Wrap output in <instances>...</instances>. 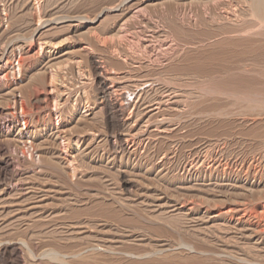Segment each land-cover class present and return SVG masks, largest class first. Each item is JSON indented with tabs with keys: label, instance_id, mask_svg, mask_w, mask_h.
<instances>
[{
	"label": "rangeland",
	"instance_id": "1",
	"mask_svg": "<svg viewBox=\"0 0 264 264\" xmlns=\"http://www.w3.org/2000/svg\"><path fill=\"white\" fill-rule=\"evenodd\" d=\"M249 4L0 0V157L13 164L9 179L0 180L7 212H0V242L18 244L24 264H167L172 256L175 264H248L242 256L264 264V20ZM93 63L114 100L125 105L119 120L93 99L99 90ZM35 95L43 100L37 107ZM65 123L64 137L56 139L54 130ZM80 133L90 137L83 141ZM63 140L82 150L69 152L77 167L73 184L49 166Z\"/></svg>",
	"mask_w": 264,
	"mask_h": 264
},
{
	"label": "bare ground",
	"instance_id": "2",
	"mask_svg": "<svg viewBox=\"0 0 264 264\" xmlns=\"http://www.w3.org/2000/svg\"><path fill=\"white\" fill-rule=\"evenodd\" d=\"M248 2V1H247ZM249 7H251V9H252V12L257 16V19H259L260 18V21H262V20H264V0H249ZM4 6V5H3ZM2 8H4V7H2ZM166 11V10H165ZM6 13V12H5ZM169 13H171V12H169ZM253 14V15H254ZM137 15V14H136ZM1 16V15H0ZM30 16V15H29ZM57 17H59V16H57ZM1 18H3V17H1ZM6 18V17H5ZM53 18V17H52ZM220 18V17H219ZM46 19V18H45ZM12 20V19H11ZM1 21V20H0ZM4 21H6V20H4ZM57 21V20H56ZM155 21V20H154ZM169 21V20H168ZM12 22V21H11ZM37 23V22H36ZM57 23V22H56ZM122 23V22H121ZM130 23V22H129ZM1 24V23H0ZM15 24V23H14ZM13 24V25H14ZM1 26V25H0ZM12 26V25H11ZM36 26H37V24H36ZM3 27V26H2ZM8 27H9V25H8ZM34 27V26H33ZM1 28V27H0ZM8 29V28H7ZM6 29V30H7ZM35 29H36V31H37V29H38V27H35ZM34 29V30H35ZM3 30V29H2ZM11 30V29H10ZM181 30V29H180ZM35 31V32H36ZM243 31V30H242ZM127 32V31H126ZM1 33V32H0ZM262 34V33H261ZM166 35V34H165ZM9 36V35H8ZM170 36V35H169ZM246 36V35H245ZM10 37V36H9ZM41 37V36H40ZM18 38V37H17ZM109 38V37H108ZM6 39V38H5ZM9 39V38H8ZM11 39V38H10ZM23 39V38H22ZM151 39V38H150ZM15 40H16V38H15ZM137 41V40H136ZM165 41H167V40H165ZM175 41V40H174ZM8 42V41H7ZM58 43V42H57ZM49 44V43H48ZM56 44V43H55ZM54 44V45H55ZM120 44V43H119ZM164 44V43H163ZM30 47V46H29ZM51 47V46H50ZM54 47V46H53ZM52 48V47H51ZM90 49V48H89ZM113 50V49H112ZM115 50V49H114ZM117 50V49H116ZM250 50V49H249ZM90 51V50H89ZM253 51V50H252ZM257 51V50H256ZM33 52H35V54L37 53L35 50L33 51ZM88 52V51H87ZM115 52V51H114ZM15 54V53H14ZM31 55V54H30ZM30 55H28V56H30ZM23 56V55H22ZM21 56V57H22ZM32 56V55H31ZM58 56V55H57ZM116 56V55H115ZM214 56V55H213ZM260 56V55H259ZM2 57V56H1ZM20 57V58H21ZM33 57V56H32ZM149 57V56H148ZM18 58V57H17ZM28 58V57H27ZM186 59V58H185ZM20 60H22V59H20ZM217 61V60H216ZM22 62V61H21ZM20 62V63H21ZM53 62H55V61H53ZM92 62V61H91ZM10 63V62H9ZM22 63H24V62H22ZM14 64V63H13ZM55 64H56V62H55ZM64 64V63H63ZM62 64V65H63ZM201 64H203V63H201ZM11 65V64H10ZM17 65H18V73L20 72V64H19V61H18V63H17ZM22 65V64H21ZM24 65V64H23ZM45 65V64H44ZM0 66H1V64H0ZM54 66V65H53ZM196 66V65H195ZM197 66H200V67H202L201 65H200V63L198 64L197 63ZM205 66V65H204ZM207 66V65H206ZM231 66V65H230ZM14 67V65L12 66V67H10V68H13ZM27 67V66H26ZM25 67V68H26ZM229 67V66H228ZM239 67H240V65H239ZM3 68V67H2ZM28 68V67H27ZM90 68V67H89ZM93 68H94V72H95V75H96V81H97V83H98V85H99V90L97 91V93L93 96L94 98V100L95 101H97L98 102V104L100 105V108H102V110H103V112H104V114L109 118V117H114V118H116V119H118V117L121 115V113H123V111H124V106L123 105H121L122 104V102L121 101H119V104L114 100V96L112 97L111 96V92L110 91H112V90H109V88H107V87H105V82L102 80V75H99V73L97 72L98 71V69L100 68L98 65L96 66L95 65V63H93ZM103 68H105V67H103ZM102 68V71H105V69H103ZM191 68V67H190ZM196 68H198V67H196ZM203 68H205V67H203ZM202 68V69H203ZM207 68V67H206ZM227 68V67H226ZM52 69V68H51ZM237 69H238V66H237ZM4 70H6V68H4ZM50 70V69H49ZM194 70V69H193ZM239 70V69H238ZM240 70H241V68H240ZM243 70V69H242ZM8 71V70H7ZM11 71V70H10ZM107 71V70H106ZM15 72V70H13V73ZM27 72V71H26ZM244 72V71H243ZM4 73V72H3ZM10 73V72H9ZM43 73V72H42ZM124 73V72H123ZM5 74H7V72L5 73ZM5 74H3V76L5 75ZM22 74V73H21ZM45 74V73H44ZM52 74H53V72H52ZM55 74V73H54ZM100 74H102V72H100ZM103 74H104V72H103ZM35 76H37V75H35ZM104 76V75H103ZM7 77V75L5 76V78ZM45 78H46V75L44 76ZM110 77V76H109ZM154 77V76H153ZM4 78V77H3ZM33 78H34V76H33ZM43 78V77H42ZM45 78H44V80H45ZM48 78V77H47ZM50 78V77H49ZM51 78H52V76H51ZM53 78H55V76L53 77ZM52 78V79H53ZM41 79V78H40ZM4 80V79H3ZM7 80V79H6ZM30 80V79H29ZM55 80V79H54ZM53 80V81H54ZM95 80V79H94ZM41 81V80H40ZM63 81V80H62ZM6 82V81H5ZM4 82V83H5ZM27 82V81H26ZM39 82V81H38ZM43 82V81H42ZM45 82V81H44ZM51 82V81H50ZM49 82V83H50ZM148 82V81H147ZM153 82V81H152ZM49 83H48V85H49ZM53 83H55V81L53 82ZM146 83V82H145ZM46 85L47 83H43V85ZM143 84V83H142ZM57 85V84H56ZM10 86V85H9ZM8 86V87H9ZM15 86V85H14ZM53 86V85H52ZM13 87V86H12ZM258 87V86H257ZM15 88H17V86L16 87H14L13 89H15ZM20 88V87H19ZM44 88V87H43ZM45 89V88H44ZM111 89V88H110ZM143 89V88H142ZM10 90V89H9ZM12 90V89H11ZM17 90V89H16ZM19 90V89H18ZM28 90H30V88L28 89ZM13 91H15V90H13ZM212 91V90H211ZM27 92V91H26ZM31 92V91H30ZM67 92V91H66ZM113 92V91H112ZM136 92V91H135ZM222 92H224V91H222ZM14 93V92H13ZM29 93V92H28ZM47 93V92H46ZM60 93V92H59ZM25 94V93H24ZM27 94V93H26ZM35 94V93H34ZM33 94V95H34ZM130 94V93H129ZM226 94V93H225ZM233 94H235V93H233ZM248 94V93H247ZM1 95V94H0ZM19 95H21L20 93H19ZM31 95H32V93H31ZM229 95V94H228ZM26 96V95H25ZM24 96V97H25ZM29 96V95H28ZM231 96H232V94H231ZM237 96V95H236ZM235 96V97H236ZM67 97V96H66ZM7 98V97H6ZM9 98V97H8ZM22 97H20L19 99H21ZM33 99H32V104L34 105V106H38L39 105V103H41L43 100H42V98H41V96L40 95H35L34 97H32ZM47 98V97H46ZM91 98V97H90ZM239 98H242V97H240L239 96ZM3 99H5V98H3ZM23 99V98H22ZM21 99V100H22ZM25 99V98H24ZM64 99V98H63ZM116 99V98H115ZM246 99V98H245ZM13 101H12V107L13 108H15L16 107V105H17V100L15 99V98H13L12 99ZM21 100H20V102H21ZM27 100V99H26ZM46 100V99H45ZM66 100V99H65ZM116 100H118V99H116ZM243 100V99H242ZM1 101V100H0ZM5 102V101H4ZM24 102V101H23ZM27 102V101H26ZM28 102H30V101H28ZM96 102V103H97ZM5 103H7V102H5ZM31 103V102H30ZM124 103V102H123ZM160 103V102H159ZM260 103V102H259ZM8 104V103H7ZM21 104V103H20ZM32 104H31V106H32ZM71 104V103H70ZM95 104V103H94ZM97 105V104H96ZM146 106H147V104H145ZM62 106H64V105H62ZM149 106V105H148ZM155 106V105H154ZM249 106V105H248ZM26 108H28V107H26ZM41 108V106L39 107V110H41L40 109ZM145 108V107H144ZM148 108V110H150L149 108L150 107H147ZM25 109V108H24ZM31 109V108H30ZM29 109V110H30ZM125 109H127V108H125ZM146 109V108H145ZM23 110V109H22ZM26 110V109H25ZM34 110V109H33ZM147 110V109H146ZM262 110V109H261ZM142 111V110H141ZM28 112V111H27ZM147 112V111H146ZM222 112V111H221ZM98 113V112H97ZM154 113V112H153ZM244 114V113H243ZM102 115V114H101ZM227 115V114H226ZM105 117V116H104ZM129 117V116H128ZM82 118V117H81ZM84 118V117H83ZM120 118V117H119ZM52 119V118H51ZM112 119V118H111ZM110 120V119H109ZM119 120V119H118ZM23 121V124H24V127L27 129V126H26V123H25V121H24V119L22 120ZM76 121V120H75ZM114 121H115V119H114ZM70 122V121H69ZM126 122V121H125ZM34 123V122H33ZM85 123V122H84ZM111 123H113V122H111ZM115 123V122H114ZM68 124V123H67ZM116 124V123H115ZM133 124V123H132ZM9 125V124H8ZM65 126H67L66 125V123L65 124H63V126L61 127V128H57V129H55L54 130V137L56 138V139H59L60 137H64V135L62 134V132H64V128H65ZM106 126V125H105ZM68 127V126H67ZM77 127V126H76ZM115 127V126H114ZM117 127H118V125H117ZM9 128V127H8ZM17 128V127H16ZM51 128V127H50ZM50 128H48L49 130H50ZM24 129V128H23ZM67 129V128H66ZM51 131V130H50ZM69 131V130H68ZM83 131V130H82ZM86 131V130H85ZM92 131V130H91ZM161 131V130H160ZM27 132H29V130L27 131ZM26 132V133H27ZM88 132V131H87ZM51 133V132H50ZM28 134V133H27ZM48 134V133H47ZM90 134V133H89ZM88 133H80V138L84 141V140H86V139H88L89 137H90V135H89ZM98 135V134H97ZM118 136V140H120V135L118 134L117 135ZM137 136V135H136ZM79 137V136H78ZM99 137V136H98ZM69 138V137H68ZM79 138V139H80ZM5 139V138H4ZM6 139H7V137H6ZM65 139H66V137H65ZM10 140V139H9ZM13 140V139H12ZM67 140V139H66ZM69 140V139H68ZM264 140V139H263ZM46 141H48V140H46ZM13 142V141H12ZM69 142H70V140H69ZM68 141H65V140H63V143H62V146H63V148L64 149H62L61 147H59V149H58V147H57V149H56V157H55V160H53V159H50V160H52L50 163V167L52 168V170H54L53 172L55 173V175L57 174V176H60V178H62L65 182H67V183H72V182H74L73 180H74V178L76 177L75 176V172H77V170H75V168H77V167H75L74 168V166L71 164V160H70V158L69 157H71V155L72 154H70L69 152H74L73 150H76V151H79L80 150V145H79V143H77L76 142V144H71V143H69ZM80 142V141H79ZM91 142V141H90ZM89 142V143H90ZM16 143V142H15ZM22 143V142H21ZM56 143V142H55ZM87 143V142H86ZM107 143V142H106ZM116 143V142H115ZM50 144V143H49ZM60 144V143H59ZM88 144V143H87ZM117 144V143H116ZM57 145V144H56ZM22 146V145H21ZM41 146V145H40ZM44 146V145H43ZM48 146V145H47ZM86 147V146H85ZM114 147V146H113ZM30 151V150H29ZM81 152H82V150H80ZM81 152H79V153H81ZM29 153V152H28ZM5 154V153H4ZM52 154V153H51ZM84 154V153H83ZM40 156V155H39ZM38 156V157H39ZM41 157V156H40ZM46 157H49V156H46ZM75 157V156H74ZM13 159V158H12ZM32 160H33V157H32ZM38 160V159H37ZM48 160V159H47ZM73 160V159H72ZM77 160V159H76ZM79 160V159H78ZM24 161V160H23ZM19 162V161H18ZM35 162V161H34ZM33 161H31V164L32 163H34ZM42 163V162H41ZM77 163V162H76ZM29 164V163H28ZM35 164V163H34ZM18 165V164H17ZM20 167V166H19ZM39 167H41V166H39ZM14 168H15V166H14ZM43 168V167H42ZM42 168H41V171H42ZM48 170V169H47ZM51 170V169H50ZM49 170V171H50ZM44 171V170H43ZM15 172V171H14ZM48 172V171H47ZM45 173H46V171H45ZM13 174V164H12V161H11V159H10V157L9 156H1L0 157V180H4V179H9V177L11 176ZM24 175V174H23ZM43 175V174H42ZM50 175V174H49ZM25 176V175H24ZM28 176V175H27ZM30 176V175H29ZM77 176H79V175H77ZM16 177V176H15ZM34 177V176H33ZM33 177H31V180H32V178ZM47 177V176H46ZM19 178V177H18ZM21 178V177H20ZM25 178H27V177H25ZM44 178V177H43ZM49 178V177H48ZM59 178V177H58ZM57 178V179H58ZM14 179V178H13ZM17 179V178H16ZM29 179V178H28ZM35 179H37V178H35ZM53 179V178H52ZM21 180H24L23 178L21 179ZM50 180H51V178H50ZM55 180V179H54ZM79 180V179H78ZM17 181H18V179H17ZM35 181V180H34ZM44 180H42L41 182H43ZM48 181V180H47ZM56 181H58V180H56ZM56 181H54L55 183H58V182H56ZM63 181V182H64ZM77 181V180H76ZM83 181V180H82ZM9 182V181H8ZM29 182V181H28ZM7 183V182H6ZM19 183H21L20 181H19ZM32 183V182H31ZM49 183V182H48ZM51 183H53V181L51 182ZM77 183V182H76ZM11 184V183H10ZM14 184H16V182L14 183ZM24 184H25V182H24ZM45 183H43V185H44ZM73 184V183H72ZM82 184H84V183H82ZM81 184V185H82ZM46 185V184H45ZM52 185V184H51ZM51 185H50V187H51ZM53 185H54V183H53ZM13 186V185H12ZM15 186V185H14ZM19 186H21V185H19ZM25 186V185H24ZM56 186V185H55ZM70 186V185H69ZM6 187H7V185H6ZM27 187H28V185H27ZM30 187V186H29ZM46 187V186H45ZM67 187V186H66ZM76 187V186H75ZM0 188H2V187H0ZM37 188V187H36ZM53 188V187H52ZM4 189H6V188H4ZM35 189V188H34ZM44 189V188H43ZM47 189H49L48 187H47ZM55 189V188H54ZM38 190V189H37ZM36 190V192H38ZM45 190V189H44ZM50 190H52V189H49V191ZM59 190V189H58ZM66 190V189H65ZM69 190H71L70 188H69ZM17 191V190H16ZM46 192L48 191V190H45ZM54 190H52V192H53ZM98 191V190H97ZM25 192H27V189H26V191ZM55 191H54V195H55ZM6 194V193H5ZM13 194V193H12ZM16 194V193H15ZM24 194V193H23ZM50 194V193H49ZM64 194V193H63ZM43 195V194H42ZM41 195V196H42ZM52 195V194H51ZM113 195V194H112ZM15 196V195H14ZM47 196V194L45 195V197ZM61 196L62 195H60L59 197L61 198ZM13 197V196H12ZM54 196H52V198H53ZM57 197H58V194H57ZM63 197V196H62ZM67 197V196H66ZM71 198V197H70ZM3 199V197L1 198V200ZM6 199H7V197H6ZM22 199V198H21ZM26 199H27V197H26ZM25 199V200H26ZM42 199V198H41ZM47 199V198H46ZM56 199V198H55ZM59 199V198H58ZM68 200V199H67ZM180 200V199H179ZM12 201V200H11ZM19 201H21L20 199H19ZM33 201H35V200H33ZM44 201V200H43ZM25 202V201H24ZM48 202V201H47ZM47 202H45V203H47ZM53 202V201H52ZM55 202V201H54ZM62 202H63V200H62ZM69 202H70V200H69ZM18 203H20V202H17L16 204H18ZM23 203V202H22ZM28 203V202H27ZM44 203V204H45ZM49 203V202H48ZM55 203H57V202H55ZM54 203V204H55ZM64 203V202H63ZM7 204V203H6ZM36 204V203H35ZM35 204L33 205V206H35ZM41 204V203H40ZM60 204H62L61 202H60ZM66 204V203H65ZM78 204V203H77ZM118 204V203H117ZM122 204V203H121ZM21 205V204H20ZM37 205V204H36ZM39 205V204H38ZM42 205V204H41ZM51 204H49V206H50ZM31 206V205H30ZM43 206V205H42ZM48 206V207H49ZM87 206V205H86ZM100 206V205H99ZM24 207V206H23ZM27 207H28V205H27ZM41 207V206H40ZM44 207V206H43ZM42 207V208H43ZM101 207V206H100ZM121 207V206H120ZM24 208H26V207H24ZM35 208V207H34ZM45 208V207H44ZM51 208H53V207H51ZM66 208V207H65ZM108 208V207H107ZM125 208V207H124ZM175 208V207H174ZM196 208V207H195ZM23 209V208H22ZM28 209V208H27ZM30 209H31V207H30ZM56 209V208H55ZM74 209H75V207H74ZM81 208H79V210H80ZM83 209H84V207H83ZM96 209V208H95ZM103 209V208H102ZM110 209H112V208H110ZM132 209V208H131ZM171 209V208H170ZM263 209V208H262ZM6 210V205L5 204H2V202L0 203V212L3 214H5V217L7 216V212L5 211ZM11 210V209H10ZM21 210V209H20ZM53 210V209H52ZM76 210L77 209H75L74 211L76 212ZM93 210V209H92ZM139 210V209H138ZM24 211H26V209L24 210ZM35 211V210H34ZM43 211V210H42ZM80 211H82V210H80ZM79 211V212H80ZM112 211V210H111ZM125 211V210H124ZM15 212V211H14ZM19 212V211H18ZM32 212V211H31ZM41 212V211H40ZM50 212V211H49ZM52 212V211H51ZM83 212V211H82ZM85 212H86V209H85ZM141 212V211H140ZM262 212V211H261ZM260 212V213H261ZM0 213V214H1ZM11 213V212H10ZM39 213V212H38ZM58 213H60V212H58ZM58 213H56V214H58ZM62 213H64V211L62 212ZM220 213V212H219ZM263 213V212H262ZM9 214V213H8ZM32 214V213H31ZM37 213H35V215H36ZM68 214V213H67ZM74 214V213H73ZM85 214V213H84ZM91 214V213H90ZM105 214V213H104ZM123 214V213H122ZM137 214V213H136ZM26 215H28V214H26ZM55 215V214H54ZM53 215V216H54ZM97 215V214H96ZM120 215V214H119ZM135 215V214H134ZM138 215V214H137ZM142 215V214H141ZM1 217L3 216V215H0ZM32 216V215H31ZM40 216V215H39ZM45 216V215H44ZM59 216V215H58ZM68 216V215H67ZM74 216V215H73ZM88 216V215H87ZM102 216V215H101ZM112 216V218L111 219H113V216L114 215H111ZM156 216V215H155ZM187 216V215H186ZM4 217V216H3ZM4 217V218H5ZM14 217V216H13ZM35 217V216H34ZM51 217V216H50ZM54 217H56V216H54ZM53 217V218H54ZM71 217V216H70ZM75 217V216H74ZM91 217V216H90ZM97 217H98V215H97ZM96 217V218H97ZM100 217V216H99ZM115 217H117V215H115ZM119 217V216H118ZM128 217V216H127ZM131 217V216H130ZM133 217V216H132ZM141 217V216H140ZM139 216H138V218H140ZM144 217V216H143ZM38 218V217H37ZM46 218V217H45ZM52 218V219H53ZM73 218V217H72ZM78 218H80V217H78ZM85 218H86V216H85ZM89 218V217H88ZM108 218V217H107ZM156 218H157V216H156ZM209 218V217H208ZM18 219V218H17ZM32 219V218H31ZM34 219V218H33ZM43 219V218H42ZM57 219H59V218H57ZM81 219V218H80ZM121 220L123 219V217L122 218H120ZM118 220L119 222H121V220ZM126 219V218H125ZM141 219H143V220H145V217L144 218H141ZM149 218H148V216H147V219H146V221L148 220ZM152 219H155V218H152ZM161 219V218H160ZM207 219V218H206ZM19 220V219H18ZM30 220V219H29ZM56 220V219H55ZM99 220V219H98ZM108 220V219H107ZM158 220V219H157ZM21 221V220H20ZM33 221V220H32ZM45 221H46V219H45ZM71 221V220H70ZM81 221H82V219H81ZM90 221V220H89ZM124 221V220H123ZM126 221V220H125ZM137 221V220H136ZM150 221H152V220H150ZM159 221V220H158ZM162 221L163 220H161V223H162ZM168 221V220H167ZM0 222H2V220L0 221ZM9 222V221H8ZM19 222V221H18ZM34 222V221H33ZM41 222V221H40ZM127 222V221H126ZM132 222V221H131ZM141 221H139V223H140ZM143 222V221H142ZM152 222H154L155 223V221H152ZM157 222V221H156ZM160 222V221H159ZM164 223H165V220L163 221ZM6 223H7V221H6ZM5 223V224H6ZM20 223V222H19ZM25 223H26V221H25ZM38 223V222H37ZM48 223V222H47ZM52 223H53V220H52ZM54 223H56V222H54ZM60 223V222H59ZM84 223V222H83ZM85 223H86V221H85ZM84 223V224H85ZM89 223V222H88ZM107 223H108V221H107ZM117 223V221L115 222V224ZM124 223V222H123ZM122 222H121V224H123ZM128 223V222H127ZM138 223V222H137ZM144 223H146V222H144ZM143 223V224H144ZM171 223V222H170ZM236 223V222H235ZM39 224V223H38ZM67 224V223H66ZM84 224L83 225H81L80 224V226H84ZM91 224V223H90ZM99 224H100V222H99ZM105 224H106V222H105ZM119 224V223H118ZM118 224H116V225H118ZM149 224H150V222H149ZM153 224V223H152ZM156 224V223H155ZM154 224V225H155ZM7 225V224H6ZM63 225V224H62ZM95 225V224H94ZM97 225V224H96ZM106 225H108V224H106ZM120 225V224H119ZM141 225V224H140ZM151 225V224H150ZM149 225V226H150ZM154 225H152L153 227H154ZM158 226H159V224H157ZM156 225V226H157ZM165 225V224H164ZM167 225V224H166ZM5 226V225H4ZM29 226V225H28ZM75 226V225H74ZM79 226V225H78ZM113 226V225H112ZM111 226V227H112ZM127 226V225H126ZM131 226V225H130ZM137 226H138V224H137ZM145 226V225H144ZM143 226V227H144ZM148 226V225H147ZM148 226V228H150ZM151 226V227H152ZM155 226V227H156ZM157 226V227H158ZM161 226V225H160ZM2 227V226H1ZM12 227V226H11ZM31 227V226H30ZM42 227V226H41ZM56 227V226H55ZM96 227V226H95ZM104 227V226H103ZM118 227V226H117ZM142 226H141V229L143 228ZM152 227V228H153ZM171 227V226H170ZM177 227H179L178 225H177ZM9 228V227H8ZM29 228V227H28ZM36 228V227H35ZM37 228H39L38 226H37ZM43 228V227H42ZM52 228V227H51ZM62 228V227H61ZM79 228V227H78ZM89 228V227H88ZM107 228V227H106ZM113 228H114V226H113ZM123 228V227H122ZM133 228V227H132ZM145 228H147L146 226H145ZM144 228V229H145ZM152 228H150V229H152ZM163 228V227H162ZM162 228H159L158 227V230L157 231H159V229H160V231H161V229ZM5 229V228H4ZM3 229V230H4ZM41 229V228H40ZM59 229V228H58ZM79 229H81V228H79ZM78 229V230H79ZM135 229V228H134ZM139 229V228H138ZM144 229H142V232H143V230ZM149 229V230H150ZM153 229H155V228H153ZM157 229V228H156ZM166 229V228H165ZM174 229V228H173ZM173 229H171L172 231H173ZM180 229V228H179ZM0 230H1V228H0ZM32 230V229H31ZM53 230H55V229H53ZM82 230V229H81ZM97 230V229H96ZM100 230V229H99ZM104 230V229H103ZM105 230H107V229H105ZM121 230V229H120ZM125 230V229H124ZM127 230V229H126ZM145 230H147V229H145ZM144 230V231H145ZM148 230V231H149ZM167 230H168V228H167ZM176 230V229H175ZM17 231V230H16ZM22 231V230H21ZM50 231H52V230H50ZM92 231V230H91ZM98 231V230H97ZM111 231V230H110ZM152 231V230H151ZM159 231V232H160ZM4 232H6V231H4ZM8 232V231H7ZM19 232V231H18ZM37 232V231H36ZM46 232V231H45ZM44 232V233H45ZM49 232V231H48ZM68 232V231H67ZM71 232V231H70ZM107 232H108V230H107ZM118 232H119V230H118ZM128 232V231H127ZM138 232V231H137ZM136 232V233H137ZM141 232V233H142ZM154 232H156V231H154ZM153 232V233H154ZM158 232V233H159ZM162 232H163V230H162ZM167 232V231H166ZM175 232H177V230L175 231ZM178 232H180V231H178ZM1 233V232H0ZM21 232H19V234H20ZM38 233H40V232H38ZM43 233V232H42ZM43 233V234H44ZM51 233V232H50ZM55 233V232H54ZM76 233V232H75ZM101 233V232H100ZM105 233V232H104ZM123 233V232H122ZM122 233H120V234H122ZM140 233V232H139ZM150 233V232H149ZM157 233V234H158ZM163 233H165V232H163ZM168 233V232H167ZM166 233V234H167ZM169 233H170V231H169ZM168 233V234H169ZM173 233V232H172ZM7 234V233H6ZM9 234V233H8ZM12 234V233H11ZM10 234V235H11ZM33 234V233H32ZM36 234V233H35ZM45 234H47V233H45ZM59 234V233H58ZM61 234H63L62 232H61ZM79 234V233H78ZM82 234V233H81ZM102 234V233H101ZM111 234V233H110ZM124 234H126V233H124ZM154 234H156V233H154ZM167 234V235H168ZM176 234V233H175ZM18 235V234H17ZM86 235V234H85ZM117 235H118V233H117ZM130 235V234H129ZM147 235V234H146ZM150 235V234H149ZM177 235V234H176ZM178 235H180V233L178 234ZM249 235V234H248ZM250 235H251V233H250ZM254 235V234H253ZM1 236V235H0ZM21 236V235H20ZM37 236V235H36ZM41 236H42V234H41ZM48 236V235H47ZM49 236H50V234H49ZM90 236V235H89ZM92 236V235H91ZM111 236V235H110ZM122 236V235H121ZM160 236H161V234H160ZM169 236H171V235H169ZM3 237V236H2ZM1 237V238H2ZM10 237V236H9ZM54 237V236H53ZM70 237L71 236H69V239H70ZM79 237V236H78ZM77 237V238H78ZM100 237V236H99ZM163 237V236H162ZM180 237V236H179ZM29 238V237H28ZM34 238V237H33ZM40 238V237H39ZM90 238V237H89ZM94 238V237H93ZM143 238H144V236H143ZM158 238V237H157ZM161 238V237H160ZM165 238V237H164ZM172 238V237H171ZM177 238V237H176ZM247 238V237H246ZM16 239V238H15ZM37 239V238H36ZM42 239H43V237H42ZM45 239V238H44ZM51 239V238H50ZM53 239V238H52ZM55 239H57V238H55ZM62 239H63V236H62ZM65 239V238H64ZM74 239H76V238H74ZM97 239V238H96ZM113 239V238H112ZM126 239V238H125ZM124 239V240H125ZM139 239V238H138ZM152 239H153V237H152ZM253 239V238H252ZM1 240V239H0ZM7 240V239H6ZM58 240V239H57ZM61 240V239H60ZM67 240V239H66ZM72 240V239H71ZM93 240V239H92ZM99 240V239H98ZM110 240V239H109ZM134 240V239H133ZM159 240V239H158ZM179 240H182V239H179ZM8 241V240H7ZM10 241V240H9ZM16 241V240H15ZM19 241V240H18ZM21 241H22V239H21ZM20 241V242H21ZM65 241V240H64ZM79 241V240H78ZM81 241V240H80ZM116 241V240H115ZM121 241V240H120ZM175 241V240H174ZM173 241V242H174ZM260 241V240H259ZM6 242V241H5ZM5 242H0L1 244H0V264H24L23 263V259H22V257L20 256V250H21V248H20V250H19V245L17 244H14V243H11V242H13L12 240H11V242H7V243H5ZM66 242V241H65ZM68 242V241H67ZM82 242V241H81ZM113 242V241H112ZM170 242V241H169ZM176 242V241H175ZM184 242V241H183ZM19 243V242H18ZM53 243H55L54 241H53ZM59 243V242H58ZM98 243V242H97ZM168 243V242H167ZM182 243V242H181ZM185 243V242H184ZM196 243V242H195ZM28 244V243H27ZM31 244V243H30ZM33 244V243H32ZM32 244H31V246H32ZM47 244V243H46ZM60 244V243H59ZM66 244V243H65ZM73 244V243H72ZM79 244V243H78ZM83 244V243H82ZM119 244V243H118ZM161 244H162V242H161ZM165 244V243H164ZM48 245V244H47ZM75 245V244H74ZM170 245V244H169ZM183 245V244H182ZM181 245V246H182ZM195 245V244H194ZM194 245L193 246H191V244L189 245L191 248L193 247V249L194 248H196L197 249V246L196 247H194ZM24 246V245H23ZM29 246V245H28ZM44 246V245H43ZM71 246H73V245H71ZM84 246V245H83ZM82 246V247H83ZM89 246H91V245H89ZM111 246V245H110ZM117 246V245H116ZM125 246V245H124ZM146 246V245H145ZM153 246V245H152ZM171 246V245H170ZM178 246H180V243H179V245ZM34 247V246H33ZM38 247H41L42 248V246H38ZM48 247V246H47ZM57 247V246H56ZM102 247V246H101ZM107 247H108V245H107ZM112 247V246H111ZM114 247V246H113ZM164 247V246H163ZM167 247V246H166ZM165 247V248H166ZM177 247V246H176ZM175 247V248H176ZM189 247V248H190ZM25 248H28L27 246L25 247ZM35 248V247H34ZM44 248V247H43ZM46 248V247H45ZM44 248V249H45ZM60 248V247H59ZM79 248V247H78ZM91 248V247H90ZM115 248H119V247H115ZM121 248V247H120ZM138 248V247H137ZM142 248V247H141ZM145 248V247H144ZM173 248V247H172ZM31 249V248H30ZM51 249V252L53 253V252H55V250L53 251L52 250V248H50ZM49 249V250H50ZM58 249V248H57ZM80 249H82V248H80ZM87 249V248H86ZM167 249V248H166ZM200 249V248H199ZM31 250H33V248L31 249ZM28 251L27 249H26V251H28L29 253L30 252H33V251ZM36 250V249H35ZM48 250V251H49ZM66 250V249H65ZM70 250V249H69ZM78 250V249H77ZM76 250V251H77ZM88 250V249H87ZM111 250V249H110ZM129 250V249H128ZM131 250V249H130ZM140 250V249H139ZM146 249H144V251H145ZM154 251H155V247H154V249H153ZM185 250V249H184ZM188 250V249H187ZM198 250V249H197ZM202 250V249H201ZM209 250V249H208ZM207 250V251H208ZM59 251H62V250H59ZM68 251V250H67ZM75 251V252H76ZM89 251V250H88ZM87 251V252H88ZM98 251V250H97ZM96 251V252H97ZM114 251V250H113ZM122 251V250H121ZM158 251V250H157ZM156 251V252H157ZM192 251V250H191ZM198 251H200V250H198ZM197 251V252H198ZM206 251V252H207ZM25 252V251H24ZM35 252V251H34ZM46 252V251H45ZM70 252V251H69ZM73 252V251H72ZM83 252V251H82ZM95 252V251H94ZM93 252V253H94ZM123 252V251H122ZM143 252V251H142ZM161 252V251H160ZM175 252V251H174ZM173 252V253H174ZM193 252V251H192ZM202 252H203V250H202ZM214 252V251H213ZM27 253V252H26ZM40 253V252H39ZM44 253V252H43ZM56 253V252H55ZM60 253H62V252H60ZM78 253V252H77ZM76 253V254H77ZM98 253V252H97ZM121 253V252H120ZM179 253V252H178ZM24 254V253H23ZM49 253L47 252V255H48ZM57 254V253H56ZM84 254V253H83ZM99 254V253H98ZM130 254V253H129ZM150 254H152V252L150 253ZM165 254V253H164ZM193 254V253H192ZM204 254V253H203ZM211 254V253H210ZM212 254H214V253H212ZM222 254V253H221ZM231 254V253H230ZM30 255H32L31 253H30ZM50 255H52V256H50L51 258L53 257L54 258V260H56L57 261V259H60L61 257H57V256H55L54 254H50ZM58 255H60V254H58ZM81 255V254H80ZM92 255H94V254H92ZM114 256H115V254H113ZM122 255V254H121ZM127 255V254H126ZM162 255V254H161ZM166 255H168L167 256V260H165V258H164V261H168L169 260V254H167L166 253ZM171 255V254H170ZM178 255V254H177ZM202 255V254H201ZM204 255H207V254H204ZM204 255H202V257H204ZM27 256V255H26ZM40 256H42L43 257V255H40ZM46 256V255H45ZM45 256H44V258H45ZM78 256V255H77ZM84 256V255H83ZM91 256V255H90ZM110 256V255H109ZM144 256V255H143ZM146 256H147V254H146ZM151 256H153V255H151ZM157 256V255H156ZM164 256V255H163ZM172 256V255H171ZM175 256V255H174ZM209 256V255H208ZM218 256V255H217ZM221 256V255H220ZM226 256H228V255H226ZM49 256H47V258H48ZM57 257V258H56ZM66 257V256H65ZM126 257V256H125ZM131 257H133V256H131ZM134 257H137L136 255H134ZM140 257V256H139ZM166 257V256H165ZM199 257H200V255H199ZM206 257V256H205ZM225 257V256H224ZM231 257H232V255H231ZM236 257H238V255H236ZM243 257V256H242ZM242 257H239L240 258V261H246V263H251V264H257V263H259L258 261H257V259L258 258H256V261H254L255 259H247V260H244V258L241 260V258ZM249 257V256H248ZM32 258H33V256H32ZM34 258H35V256H34ZM53 258H52V260H53ZM63 258V257H62ZM61 258V259H62ZM78 258H80V257H78ZM121 258V257H120ZM128 258V257H127ZM138 258V257H137ZM137 258H136V260H137ZM148 258V257H147ZM158 258H159V256H158ZM161 258H163V257H160V259ZM172 258V259H171ZM174 258H176V257H174ZM187 258V257H186ZM189 258H192V257H189ZM194 258V257H193ZM195 258H197L196 256H195ZM210 258H211V256H210ZM209 258V259H210ZM234 258H235V256H234ZM247 258V257H246ZM264 258V257H263ZM262 258V260H264ZM26 258H25V254H24V260H25ZM40 259V258H39ZM61 259H60V261H61ZM70 259H71V257H70ZM77 259V258H76ZM103 259V258H102ZM113 259V258H112ZM116 259V258H115ZM126 259V258H125ZM133 259V258H132ZM145 259V258H144ZM151 259V258H150ZM170 262H168L167 264H169V263H171L172 262V260H173V256L172 257H170ZM200 259H202V258H200ZM199 258H198V260H200ZM207 259V258H206ZM229 259V258H228ZM236 259V258H235ZM234 259V260H235ZM261 259V258H260ZM29 260V259H28ZM28 260L26 259V261H27V263H29L28 262ZM88 260V259H87ZM95 260H97V259H95ZM106 260V259H105ZM119 260V259H118ZM147 260V259H146ZM153 260V259H152ZM175 260V259H174ZM173 260V261H174ZM178 260H179V258H178ZM181 260V259H180ZM193 260V259H192ZM225 260V259H224ZM230 260V259H229ZM231 260H232V258H231ZM233 260V261H234ZM238 260V259H237ZM237 260H236V262H237ZM26 261H24L25 262V264H26ZM33 261V260H32ZM46 261V260H45ZM69 261V260H68ZM83 261V260H82ZM92 261V260H91ZM104 261V260H103ZM135 261V260H134ZM134 261H132V262H134ZM148 261V260H147ZM159 261V260H158ZM163 261V262H164ZM175 261H177V260H175ZM175 261H174V264H175ZM195 261V260H194ZM193 261V262H194ZM196 261H197V259H196ZM212 261V260H211ZM214 261V260H213ZM41 261H39V263H40ZM43 262H44V260H43ZM63 262V261H62ZM65 262V261H64ZM70 262V261H69ZM100 262V261H99ZM109 262H111V261H109ZM108 262V263H109ZM122 262V261H121ZM145 262V261H144ZM143 262V263H144ZM161 262H162V259H161ZM178 262H180V261H178ZM177 262V263H178ZM183 262V261H182ZM200 262V261H199ZM197 263L196 262V264H200V263ZM201 262H202V260H201ZM204 262H205V259H204ZM229 262V261H228ZM264 262V261H263ZM262 262V263H263ZM32 263V262H31ZM37 263V262H36ZM47 263V262H46ZM48 263H49V261H48ZM71 263V262H70ZM94 263V262H93ZM114 263V262H113ZM112 263V264H113ZM135 263H137V262H135ZM140 263V262H139ZM145 263H147V262H145ZM144 263V264H145ZM149 263V262H148ZM147 263V264H148ZM153 262H150V264H152ZM166 263V262H165ZM165 263H163V264H165ZM195 263V262H194ZM203 263V262H202ZM206 263H207V261H206ZM231 263V262H230ZM260 263H261V261H260ZM259 263V264H260ZM35 264V263H34ZM45 264V263H44ZM66 264V263H65ZM77 264V263H76ZM80 264V263H79ZM85 264V263H84ZM88 264H90L89 262H88ZM96 264V263H95ZM101 264V263H100ZM103 264V263H102ZM110 264V263H109ZM121 264V263H120ZM127 264V263H126ZM140 264H142V262L140 263ZM156 264V263H155ZM172 264V263H171ZM183 264H184V262H183ZM187 264V263H186ZM234 264V263H233ZM240 264V263H239ZM243 264H244V262H243Z\"/></svg>",
	"mask_w": 264,
	"mask_h": 264
}]
</instances>
